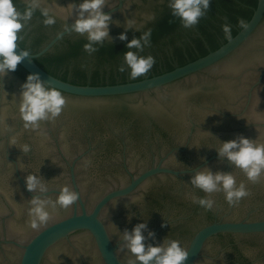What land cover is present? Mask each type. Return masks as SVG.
Wrapping results in <instances>:
<instances>
[{"label": "clouds", "instance_id": "9594fccd", "mask_svg": "<svg viewBox=\"0 0 264 264\" xmlns=\"http://www.w3.org/2000/svg\"><path fill=\"white\" fill-rule=\"evenodd\" d=\"M211 0H167V7L173 18L178 19L185 29H191L198 25L200 20L208 14ZM107 0H80L79 3H71L69 18L75 11V19L69 23V18L64 24V30L83 36L86 43L83 45L89 55L97 52L106 41L113 43L110 36V24L115 23L110 13H105ZM39 10L45 26L56 23V16L48 7L41 6V0H26L23 11L17 8L14 0H0V78L9 72H14L26 57L30 54L27 50L15 51L18 46L19 33L31 20L33 14ZM155 20L154 14H148L144 23ZM244 25V21L240 22ZM124 31L118 35L120 41H127L123 52L124 63L118 67V71L128 70L129 78L135 80L146 75L154 66L155 58L151 55L144 56L140 53L151 44V29L140 32L143 24L137 25V21L128 18L123 23ZM227 39H231L230 26H222ZM129 29L139 32V37L128 39ZM135 50V51H134ZM66 98L62 91L49 81H43L38 73L29 74L21 85L18 111L25 129H38L41 122L51 121L57 118L66 105ZM208 132V131H206ZM218 141L214 147L220 162L227 160L233 169L243 172L247 181L256 183L264 177V143L258 142L243 135L234 139L223 141L212 135ZM15 145V139L12 140ZM24 153L30 151V146L24 144L20 147ZM206 159V158H202ZM40 170V169H39ZM25 185L29 192L34 193L30 199L28 209L29 227L37 229L47 224L53 210L66 209L78 200V193L69 186H63L54 192L52 199L44 178L37 173H28L25 177ZM203 192L204 196L189 194L193 204L205 210H211L215 201L211 198L214 193H223L225 201L229 205L239 203L249 195L246 184L237 182L232 171H215L208 166L194 171L187 182ZM131 204H135L130 201ZM128 207V205H126ZM135 213L128 216L129 222ZM149 218V217H148ZM148 218L142 217L143 222L135 224L129 231L120 232V247L131 255L129 264H185L189 255L188 249L181 242L165 237L162 243L153 245L146 243L149 239H155V232L148 228ZM145 232L147 235H145Z\"/></svg>", "mask_w": 264, "mask_h": 264}, {"label": "water", "instance_id": "95a60500", "mask_svg": "<svg viewBox=\"0 0 264 264\" xmlns=\"http://www.w3.org/2000/svg\"><path fill=\"white\" fill-rule=\"evenodd\" d=\"M23 3H26V0H21ZM80 0H41L42 7H48L53 15L56 16V19L61 22H67L70 14V9L67 6L71 3H79ZM167 0H107V6L104 8L105 13H110L115 23L121 24L128 18L135 19L137 21V25L143 24L144 28L150 22L144 23V20L148 14H154L155 17L162 11L167 10ZM75 19V11L73 12V16L69 18V23H72ZM152 22V21H151ZM121 26H117L116 24H110V36L113 38L114 43L120 42L117 38L118 35L124 31V28ZM27 27V32L32 27L25 25L23 27ZM22 29V30H23ZM21 30V31H22ZM137 33L135 30L129 29L127 32V36ZM72 33L66 32L64 29L53 36L42 48L39 52L35 54H30L29 57H26L18 66H20L25 72L28 74L38 72L43 70L40 68L35 60L41 57L42 55L53 50L54 46L58 44L64 37L69 36ZM22 48L18 45L16 50L19 52ZM24 50V49H22ZM23 76L19 72V69L16 68L14 72H9L3 78H0V82L13 79L16 77Z\"/></svg>", "mask_w": 264, "mask_h": 264}, {"label": "trees", "instance_id": "16d2710c", "mask_svg": "<svg viewBox=\"0 0 264 264\" xmlns=\"http://www.w3.org/2000/svg\"><path fill=\"white\" fill-rule=\"evenodd\" d=\"M16 6L21 11L25 8V3L21 0H14ZM173 17L170 14V10L167 9L165 11L160 12L156 15L155 20L150 22L144 28L140 30V32L146 31L149 28H153L167 20L172 19ZM43 17L39 10H37L31 20L26 24L29 27H32L27 32V27L24 28L19 33V39L17 41L18 45L27 50L30 54H35L41 50V48L57 33L64 29L65 22H61L56 19V23L51 26H45L43 24ZM140 34L139 32L131 35L135 36ZM128 37V38H130ZM86 39L83 36H79L78 34L72 33L67 37H64L58 44H56L52 51L42 55L38 59L35 60L36 64L44 69L49 67L88 55L85 52L83 45L86 43ZM115 44L114 42L111 43L110 41H106L103 46L99 47L103 49L110 45ZM19 72L23 75H27L28 73L25 72L20 66H17Z\"/></svg>", "mask_w": 264, "mask_h": 264}]
</instances>
